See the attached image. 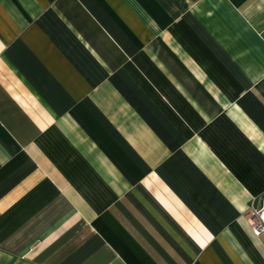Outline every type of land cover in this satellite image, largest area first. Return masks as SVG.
I'll list each match as a JSON object with an SVG mask.
<instances>
[{
	"label": "crops",
	"instance_id": "crops-1",
	"mask_svg": "<svg viewBox=\"0 0 264 264\" xmlns=\"http://www.w3.org/2000/svg\"><path fill=\"white\" fill-rule=\"evenodd\" d=\"M264 0H0V264H264Z\"/></svg>",
	"mask_w": 264,
	"mask_h": 264
},
{
	"label": "built area",
	"instance_id": "built-area-1",
	"mask_svg": "<svg viewBox=\"0 0 264 264\" xmlns=\"http://www.w3.org/2000/svg\"><path fill=\"white\" fill-rule=\"evenodd\" d=\"M248 220L255 234L264 232V195L252 199Z\"/></svg>",
	"mask_w": 264,
	"mask_h": 264
}]
</instances>
